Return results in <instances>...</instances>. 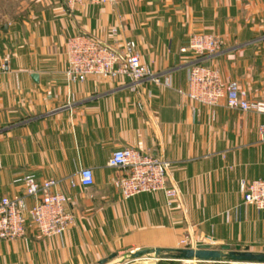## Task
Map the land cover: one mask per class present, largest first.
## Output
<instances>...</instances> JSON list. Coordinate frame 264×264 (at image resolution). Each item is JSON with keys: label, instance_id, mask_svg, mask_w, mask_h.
<instances>
[{"label": "crops", "instance_id": "0c3cea01", "mask_svg": "<svg viewBox=\"0 0 264 264\" xmlns=\"http://www.w3.org/2000/svg\"><path fill=\"white\" fill-rule=\"evenodd\" d=\"M19 8L24 17L0 26V197L22 194L30 207L33 198L14 178L54 177L75 222L42 235L25 212V233L0 239V264H183L174 249L203 242L264 251V209L245 205L240 188L242 179L264 177V113L229 107L225 98L210 105L189 97L197 57L183 50L194 32L221 34V50L203 62L264 100V0H120L74 9L64 0H30ZM84 31L111 43L136 39L162 82L94 74L69 81L68 39ZM125 146L171 161L168 184L180 188L172 205L163 190L124 197L114 185L117 169L108 159ZM84 166L95 183L72 186ZM157 246L173 250L130 256Z\"/></svg>", "mask_w": 264, "mask_h": 264}, {"label": "built area", "instance_id": "2783aa9c", "mask_svg": "<svg viewBox=\"0 0 264 264\" xmlns=\"http://www.w3.org/2000/svg\"><path fill=\"white\" fill-rule=\"evenodd\" d=\"M70 9L86 3L117 5L120 0H64ZM114 36L117 26L111 28ZM222 35L214 31L194 32L189 44L183 50L190 49L197 57L189 68V90L192 99L210 105L218 104L223 98L229 107L264 113V100L250 98L248 91L236 79H225L221 71L203 62V57L221 50ZM68 64L65 69L69 81L85 80L88 75L129 77L133 83L145 80L161 83L162 79L151 66L143 61L134 38H122L114 43L90 32H80L69 37L67 43ZM168 84L170 82L166 81ZM182 91V89H180ZM260 137L264 139V122L259 126ZM108 164L117 169L114 185L124 197L138 193L163 190L168 205H172L179 195L177 184H168L171 161L157 153L142 151L136 147L125 146L112 151ZM15 182L24 186V194L33 198L28 207L24 195L0 197V239H14L25 233V212L36 224L42 235L60 234L75 222V214L69 207L67 193L60 189V179L49 177L38 180L32 172L19 175ZM71 185L79 182L85 187L95 183L92 167L84 166L78 171V179L71 178ZM243 203L264 209V177L252 180L242 179ZM188 234L181 242L187 243ZM198 258H184L183 264H193ZM226 261V260H225Z\"/></svg>", "mask_w": 264, "mask_h": 264}, {"label": "water", "instance_id": "95a60500", "mask_svg": "<svg viewBox=\"0 0 264 264\" xmlns=\"http://www.w3.org/2000/svg\"><path fill=\"white\" fill-rule=\"evenodd\" d=\"M7 24H4V29H6ZM36 76L35 74H32ZM241 245H237L233 248L229 243H223L221 247H212L210 243L203 242L198 243L196 246H185L178 247L174 250L176 253L173 254L174 257L179 259L184 258H198V259H212V260H226L234 262H264V251L254 252L250 250L242 251ZM166 250H173L172 247H148L140 248L136 251L130 253L131 258L145 257L150 253H155L157 255L163 254ZM107 259H102L105 262Z\"/></svg>", "mask_w": 264, "mask_h": 264}, {"label": "rangeland", "instance_id": "374dc122", "mask_svg": "<svg viewBox=\"0 0 264 264\" xmlns=\"http://www.w3.org/2000/svg\"><path fill=\"white\" fill-rule=\"evenodd\" d=\"M30 0H0V26L5 22L14 18L24 17V12L19 11L20 5L29 2Z\"/></svg>", "mask_w": 264, "mask_h": 264}, {"label": "trees", "instance_id": "16d2710c", "mask_svg": "<svg viewBox=\"0 0 264 264\" xmlns=\"http://www.w3.org/2000/svg\"><path fill=\"white\" fill-rule=\"evenodd\" d=\"M174 264H181V263H180V261H175V263H174Z\"/></svg>", "mask_w": 264, "mask_h": 264}]
</instances>
